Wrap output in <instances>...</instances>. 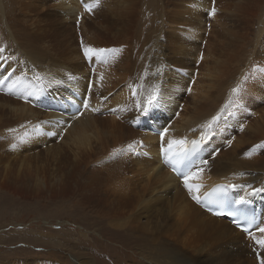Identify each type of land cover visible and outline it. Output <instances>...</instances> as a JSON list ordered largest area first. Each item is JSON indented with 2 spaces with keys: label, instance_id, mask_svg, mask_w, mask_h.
Instances as JSON below:
<instances>
[{
  "label": "bare ground",
  "instance_id": "6f19581e",
  "mask_svg": "<svg viewBox=\"0 0 264 264\" xmlns=\"http://www.w3.org/2000/svg\"><path fill=\"white\" fill-rule=\"evenodd\" d=\"M184 1L98 0L89 11L82 4L95 0H0V190L16 205L0 201V220L11 224L37 204L69 208L90 224L85 236L101 230L102 240L86 246L102 264H261L264 248L192 196L237 185L236 200L257 206L251 232L264 238V192L249 195L264 188V104L256 101L264 98V50L219 82L218 57L200 33L218 9ZM86 47L118 51L86 58ZM196 59L200 78L190 74ZM207 77L218 84L213 98ZM196 136L204 145L179 178L168 158ZM169 140L185 143L165 153ZM185 177L201 187L190 192ZM82 237L56 244L98 264L78 250ZM58 253L0 264H64Z\"/></svg>",
  "mask_w": 264,
  "mask_h": 264
},
{
  "label": "rangeland",
  "instance_id": "374dc122",
  "mask_svg": "<svg viewBox=\"0 0 264 264\" xmlns=\"http://www.w3.org/2000/svg\"><path fill=\"white\" fill-rule=\"evenodd\" d=\"M139 1L143 0H137V2ZM157 1L161 6L169 0ZM209 1L213 3L212 5L216 9H218L216 13L217 17L215 21L212 19L210 23L205 22V25H202L203 27L200 33L202 38L205 40L204 43L207 44L206 46L212 49L214 56L218 57L219 62L216 65V69L222 73L218 76V81L221 82L220 79L223 77L227 78L232 71H237V66H239V68L243 67L248 56H259L263 53L264 25L261 24L260 19L261 16L264 15V0ZM177 2H179V0H172V4ZM185 3L186 2L184 1V4ZM83 6L85 5L83 4ZM206 14L205 16L207 17ZM259 14L260 17L257 19ZM223 19H225L224 22L228 21V24L231 26L230 31H228L223 24L220 23ZM219 29L221 30V33L218 34L217 31ZM176 56L177 55H175V57ZM200 64V59L192 60V63L190 64V74L192 76H197L198 78L202 77L199 73H197ZM192 79L193 77H191V81ZM206 83H211V85H209L210 98L215 97L218 93V84L216 79L207 77ZM240 84L246 85L247 81H243ZM261 84L260 88H263L264 83L261 82ZM243 90L245 91L246 87L242 88L241 91ZM187 95L188 91L185 93V96ZM256 101H258V104H264V98L262 100H260V98H256ZM182 104L185 103L183 102ZM180 109L178 110L180 111ZM0 201H2L4 204L3 206L6 209H8L10 203L16 206L13 203L14 198H10V193L5 189L0 190ZM43 208L45 209L43 210ZM61 209L63 208H57L54 204H37L29 206L28 208L23 207V209L19 210L18 214H16L14 218H11L13 219L11 224H8V217L4 220H0V260L5 259L8 256H18L19 258H24L29 256L35 257L38 255L50 259V256H47V253L50 252L51 248V250L54 249V252H59L56 257L62 260L64 264H75L79 262L84 263L81 261L85 260L82 259L81 254L77 256L71 249L69 250V248L67 249L60 246V242L59 245L56 244V240L59 238V240H61V244L62 242H65L69 246V243H77L74 237L83 236L82 238H79L81 245L78 244L80 245V247H77L79 248L78 250L86 249V252H88L90 256H95L98 264H102V257L95 252H90L91 249L86 246L87 241L90 239L97 242L102 240L101 236L98 234V232L102 234L101 230L96 227L98 232L93 231L85 236V232L89 231L85 229V227L90 229V224L87 222H80L81 224H79V221H74V218L70 217L71 210H69V208L66 209L65 212H59ZM79 233L82 235H78ZM79 239L76 238V240ZM85 239L87 240L85 241ZM26 241L29 242L26 243ZM136 259L140 260L139 258ZM84 264H86V262Z\"/></svg>",
  "mask_w": 264,
  "mask_h": 264
},
{
  "label": "snow or ice",
  "instance_id": "6c2138e0",
  "mask_svg": "<svg viewBox=\"0 0 264 264\" xmlns=\"http://www.w3.org/2000/svg\"><path fill=\"white\" fill-rule=\"evenodd\" d=\"M98 3V0H95V3L93 4H85V8L86 10L91 11V8L95 6V4ZM212 12H215V8H213ZM105 51H112V52H116L118 51V49H111V50H105V49H94L91 47H86L84 48V55L86 58H91L92 56L97 55L98 53H103ZM0 83H3V81H0ZM12 87V86H10ZM233 92H236L237 89H233ZM157 96L156 93L153 92L152 95H150L147 100L145 101L144 105H143V113L142 114H147L149 107L156 101ZM84 106L88 107V100L86 99L84 101ZM137 107H141L140 104L137 105ZM216 117H213V120H215ZM37 131H39V126H37L36 128ZM165 131H167V129H165ZM164 133H161V138L163 139ZM185 143L184 140H169L168 141V147L164 148L162 146V151H164L165 153H171L173 150V146L174 145H183ZM264 146V145H261ZM129 147H131V145H129ZM185 187H187L189 189L190 192H192L194 189H199V187H201V185H191L188 183V177H185ZM228 187L234 188L237 187V185H229ZM250 187V186H249ZM258 192H264V188H259V189H252V192L249 193V195H254ZM192 199L195 200L197 203H200L201 201V197L197 196V195H193ZM245 199V197H241L240 200L236 201L237 203L242 202ZM217 215H223V213H217ZM229 215H232L233 217L235 216L234 213H230ZM234 225H236L237 227H241L243 231L247 232L250 236V238L257 244L259 245L260 248H264V238H257L250 230L248 227H243L240 223V221L238 219L233 218L231 221ZM250 224V222H249ZM257 231L264 233V226H261L257 229ZM258 259H260L259 255H258ZM261 264H264V260H261Z\"/></svg>",
  "mask_w": 264,
  "mask_h": 264
}]
</instances>
